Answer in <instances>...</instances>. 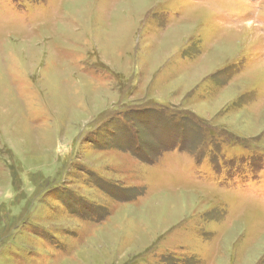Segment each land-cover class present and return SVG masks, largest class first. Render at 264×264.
<instances>
[{
	"label": "rangeland",
	"instance_id": "obj_1",
	"mask_svg": "<svg viewBox=\"0 0 264 264\" xmlns=\"http://www.w3.org/2000/svg\"><path fill=\"white\" fill-rule=\"evenodd\" d=\"M0 264H264V0H0Z\"/></svg>",
	"mask_w": 264,
	"mask_h": 264
},
{
	"label": "bare ground",
	"instance_id": "obj_2",
	"mask_svg": "<svg viewBox=\"0 0 264 264\" xmlns=\"http://www.w3.org/2000/svg\"><path fill=\"white\" fill-rule=\"evenodd\" d=\"M251 27H252V26H251ZM231 28H233V27H231ZM248 29H251V28L248 27ZM233 31L236 32L235 30H233Z\"/></svg>",
	"mask_w": 264,
	"mask_h": 264
}]
</instances>
